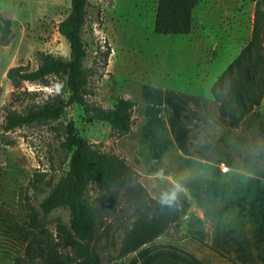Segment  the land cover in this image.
I'll list each match as a JSON object with an SVG mask.
<instances>
[{
  "label": "rangeland",
  "instance_id": "1",
  "mask_svg": "<svg viewBox=\"0 0 264 264\" xmlns=\"http://www.w3.org/2000/svg\"><path fill=\"white\" fill-rule=\"evenodd\" d=\"M155 5L156 0H88L86 5L82 38L86 50L83 65L89 71L91 90L87 98L101 106L110 105L118 96L134 100L132 123L126 133L118 134L105 121H85L82 109L75 103L66 106L58 120L7 131L0 128V216L11 219L15 228L27 225L26 205L37 206L43 195L29 183L33 172L44 171L54 181L67 166L69 152L59 146V130L54 126L59 129L68 119L92 147L122 156L138 171V180L152 196L173 192L176 185H162L158 173L146 171L134 154L136 138L141 146L148 134L154 137L160 131L156 104L146 98L148 95L157 101L156 89L146 86L158 83L207 93L215 77L249 38L254 1L197 0L191 9L189 31L174 34L153 31ZM68 8L69 0H0V16L10 19L8 39L0 43V122L12 89L5 75L9 66L22 63L33 68L39 51L68 55V43L57 31V22ZM106 50L108 53L104 54ZM48 82L42 85L24 81L22 88L36 90V94L25 96L17 108L57 89V76L50 75ZM142 88L146 99L141 96ZM146 103L151 106L149 113ZM256 109L264 112V100ZM218 163L221 166L222 162ZM177 164L189 171L194 165L187 158H177ZM87 192L90 200H100L93 184ZM122 211L119 208L121 214ZM57 214L64 221L68 216L65 209L51 211L46 228L52 235V219ZM123 214V220L129 221L131 209H125ZM110 216L112 213L108 212L105 218ZM103 242L100 238L99 244ZM22 248L8 233H0V264H16L14 258L22 253Z\"/></svg>",
  "mask_w": 264,
  "mask_h": 264
},
{
  "label": "trees",
  "instance_id": "2",
  "mask_svg": "<svg viewBox=\"0 0 264 264\" xmlns=\"http://www.w3.org/2000/svg\"><path fill=\"white\" fill-rule=\"evenodd\" d=\"M196 1L156 0L153 31L187 33ZM253 1L249 38L209 86V96L231 128L264 100V0ZM87 3L69 0L67 13L57 22V31L68 43L66 57L39 51L35 67L17 63L6 69L12 89L3 105L2 130L58 120L73 103L80 106L85 121H105L118 134L130 129L134 100L118 96L110 105L101 106L87 98L91 90L89 71L83 65L86 50L82 38ZM9 33L10 19L0 16V43L7 41ZM50 75L57 76V89L17 108L25 96L36 94V90L22 88V83L47 85ZM59 127L54 129L59 130V146L69 152L67 166L54 181L44 171L33 172L29 183L43 195L37 206L26 205L28 228L22 253L14 258L16 264H114L117 257L160 233L181 235L182 214L175 198L153 197L138 180L137 170L122 156L92 147L77 133L71 119ZM90 184L100 199L96 202L88 195ZM57 208L67 210L68 216L66 221L59 214L53 216L52 235L46 223ZM119 208L131 209L129 221L123 220ZM108 212L112 216L107 220Z\"/></svg>",
  "mask_w": 264,
  "mask_h": 264
},
{
  "label": "crops",
  "instance_id": "3",
  "mask_svg": "<svg viewBox=\"0 0 264 264\" xmlns=\"http://www.w3.org/2000/svg\"><path fill=\"white\" fill-rule=\"evenodd\" d=\"M146 87L156 89L157 101L146 98L156 104L160 131L148 134L141 146L136 138L133 150L162 185H176L172 193L155 198L177 200L182 233H160L114 264H264V112L252 109L231 128L209 91L158 83ZM150 108L146 103L147 113ZM177 158L193 161L191 171ZM218 161L227 169L221 170ZM27 228H15L0 216V233L22 246Z\"/></svg>",
  "mask_w": 264,
  "mask_h": 264
},
{
  "label": "built area",
  "instance_id": "4",
  "mask_svg": "<svg viewBox=\"0 0 264 264\" xmlns=\"http://www.w3.org/2000/svg\"><path fill=\"white\" fill-rule=\"evenodd\" d=\"M220 169H221V170H226V169H227V166H226L225 164L222 163L221 166H220Z\"/></svg>",
  "mask_w": 264,
  "mask_h": 264
}]
</instances>
